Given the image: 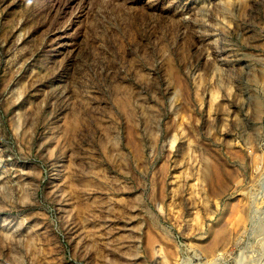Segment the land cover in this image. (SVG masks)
<instances>
[{
    "label": "rangeland",
    "instance_id": "rangeland-1",
    "mask_svg": "<svg viewBox=\"0 0 264 264\" xmlns=\"http://www.w3.org/2000/svg\"><path fill=\"white\" fill-rule=\"evenodd\" d=\"M0 264H264V0H0Z\"/></svg>",
    "mask_w": 264,
    "mask_h": 264
}]
</instances>
